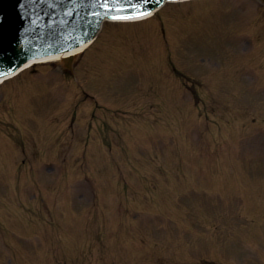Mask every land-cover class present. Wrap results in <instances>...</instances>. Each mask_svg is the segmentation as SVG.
<instances>
[{"label": "rangeland", "instance_id": "obj_1", "mask_svg": "<svg viewBox=\"0 0 264 264\" xmlns=\"http://www.w3.org/2000/svg\"><path fill=\"white\" fill-rule=\"evenodd\" d=\"M0 264H264V7L105 22L0 85Z\"/></svg>", "mask_w": 264, "mask_h": 264}, {"label": "water", "instance_id": "obj_2", "mask_svg": "<svg viewBox=\"0 0 264 264\" xmlns=\"http://www.w3.org/2000/svg\"><path fill=\"white\" fill-rule=\"evenodd\" d=\"M101 1L0 0V75L18 67L27 57L63 51L89 39L103 15L97 10L103 8ZM105 1L106 10L110 11L119 7L122 1L133 0ZM143 4L134 3L135 7L124 8L131 11ZM20 29L28 31L31 37L20 38ZM20 41L24 47L17 49Z\"/></svg>", "mask_w": 264, "mask_h": 264}, {"label": "bare ground", "instance_id": "obj_3", "mask_svg": "<svg viewBox=\"0 0 264 264\" xmlns=\"http://www.w3.org/2000/svg\"><path fill=\"white\" fill-rule=\"evenodd\" d=\"M103 24V23H102ZM88 48V47H87ZM86 49L85 47H81V48H78V49H75L74 51L70 52V53H66L64 55H59V56H53V57H49V58H46L40 62H51V61H59L63 58H66L68 56H76V55H79L81 52H83V50ZM31 64V63H30ZM29 64H27L25 67H27Z\"/></svg>", "mask_w": 264, "mask_h": 264}]
</instances>
